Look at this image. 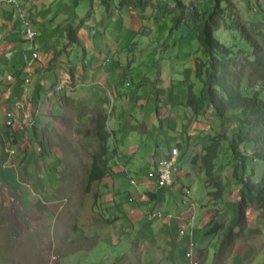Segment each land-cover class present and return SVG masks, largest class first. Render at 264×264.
Wrapping results in <instances>:
<instances>
[{"label":"rangeland","instance_id":"374dc122","mask_svg":"<svg viewBox=\"0 0 264 264\" xmlns=\"http://www.w3.org/2000/svg\"><path fill=\"white\" fill-rule=\"evenodd\" d=\"M130 1L136 0H110L109 6L113 22L109 21V25L104 26L108 29V32L105 31V33L111 38V30L122 28L118 35L114 33V36H118L117 41H121L120 45L115 43L117 47L125 52L122 55L119 52L118 55L120 57L128 56L130 62L127 68L133 63L140 71L145 69V85L148 90L154 88L153 80L161 74L164 80L162 82L168 84L165 87L169 89L173 74H182V72L184 74V62L188 58L199 55V52L196 51L198 49L197 26L205 16L204 9L212 5V0H183L189 6L194 5L193 10H187L193 18L188 20L187 25L177 27L178 29H173L172 32H170V27L173 24L171 17L179 12L174 2L171 0H139L142 5L137 6ZM228 1L227 9L224 7L225 9L222 11L233 15L227 14L225 21L217 17L214 36L236 52L233 70L240 79V86L248 93L258 92L259 96L264 98V0ZM14 3H17V6ZM14 3L9 0H0V17L10 19V22L14 23L11 30H7L3 34L0 32V53L7 50L2 45L5 42L9 43V39L13 40L9 38L11 31L18 39L12 43L21 44L19 52L21 51L22 54L24 51L28 56L31 54L30 48L27 49L29 41L22 33V23L18 17L20 8L26 13L33 32L36 31L35 36L38 39L43 37L42 41H48L52 45L43 52L46 55L41 56L43 64L40 67V72L50 79L52 75L48 72L51 70L53 59L61 56L62 52L66 54L62 48L65 43L62 41V37L66 38L65 25H77L80 19H83L84 22L87 20L83 23L80 36L84 39L88 37L94 43L96 37L93 35L102 33L100 23H103V18H106L105 10L98 12L104 8L101 0H15ZM221 15L223 16V13ZM232 16L235 21L240 22L248 30L255 47L254 45L249 48L245 47L247 41L239 26L235 29L227 27L228 23H232L230 22ZM31 17L34 20L40 18L44 21L42 24L32 23ZM2 27L7 28V26ZM51 27L53 30L48 34L50 37L42 36L45 30H49ZM102 30H104L103 27ZM162 40H165V46H161ZM248 43L252 45L251 42ZM121 47L123 48L121 49ZM52 50H57L58 53L56 56L52 55L47 58ZM74 50L75 53L80 52L77 46ZM254 50L256 53L253 52ZM7 51L10 53L9 49ZM4 55L6 57H3ZM13 60H15V64H12ZM19 65L20 61L11 59L8 57V53L0 54V111L19 98L18 91L24 77ZM187 77L197 88L200 87V82L193 74L192 76L188 74ZM138 80V77L128 78L130 85L127 86L123 82L121 88L134 89ZM189 80L187 83L190 82ZM175 84L181 86L182 83L175 82ZM62 87L63 85L58 89L60 90ZM165 97L167 96L165 95ZM127 108L138 109L133 105H128ZM55 110L59 112L56 116H54L56 111L54 114H49L48 117L41 116L45 121V126L41 127L42 124H38L35 127L38 133L46 132L50 139V154L49 152L47 155L40 154L34 140L36 139L35 135L23 140L21 148L13 157V161L16 163L14 167L12 164L10 167L3 166L4 155L0 151V264H78L84 259L98 260L101 263L105 257L113 260L127 257L136 258L137 251L135 245L130 242L128 233H123L121 240L117 243L108 242L107 239L98 241L93 236L87 237V233L100 230L101 224H107L104 215H106L105 211L108 207L105 202L99 200V193L111 190L107 183L92 184L90 190H86L87 167L82 163L88 160L90 154L86 155L84 150H80L83 149L81 135L87 134L86 136L93 138L96 112L87 111L83 103L79 105L70 103V105H65L61 111L60 108ZM117 110L120 112L121 108H117ZM79 111L82 118L85 119L86 116L88 118L82 124V129L86 128V132H82L80 135L75 128V116ZM60 113L68 115L63 120L64 126L59 122V118L62 116ZM205 115L202 117V123L197 126L198 129L208 131V135H212L220 143V149H218V155L214 161L216 169L214 180L220 179L224 189L218 204L208 201L209 194L206 187L213 188L210 185L213 182L205 178L204 186L202 182L204 175L202 177L197 175V185L192 188L190 193L191 203L197 204L193 221L197 223L200 211L222 207L224 209L222 215L225 216L221 220H215L214 223H222L226 227L229 224L226 215L231 208V205H228L230 208L226 205L231 202L234 204L239 199L238 193L233 190L239 188V185L233 184L235 179L231 175L234 161L230 144L234 141L242 152L246 150L252 155L246 160L245 176L255 182L264 174V158L255 156L258 153L264 156V137L260 141H253L255 130H248V132L243 130L242 136L238 137L235 133L238 127L237 115L235 118L234 112H230V118L225 119H219L213 112L205 113ZM91 117L93 118L92 123ZM172 118L171 126L174 127L178 120H176V116ZM53 120L55 122L52 124ZM121 127L122 133L118 137V148L126 153L130 145L140 146V150L128 164V169H133L136 157L141 156L142 158L138 159L135 164L138 169L144 170L145 149L150 147L154 150L156 143L162 148H167V142L164 138L160 139L161 136L151 135L141 140L138 129H130L123 123ZM163 129L166 130V126H163ZM204 138L205 136L199 138L198 153L202 151L201 144L204 140L201 139ZM209 138L210 136L207 138L208 144L211 142ZM23 145L26 146L23 148ZM87 145L93 146V141L88 140ZM198 153L197 158L200 156ZM19 156H21L20 160ZM16 157L17 159L14 160ZM125 159L129 160L127 156ZM182 163L183 161L178 160L175 167L179 169ZM4 165L10 164L7 162ZM227 181L229 184L226 185ZM113 190L118 198L124 201V204L136 206L139 195L134 192L129 179L122 185L115 186ZM94 193L96 196L93 195ZM129 196H132L134 201H128ZM152 204L154 205V203ZM181 205V195L173 197L168 194L166 203L161 209L169 210L174 217L172 223H176L175 217L179 214L178 207ZM248 208L253 212H259L260 216L257 218L264 221V209L260 207L259 200L252 201ZM213 214L214 217L219 215L217 210H214ZM109 217H107V221ZM248 219L249 217H245L240 226L234 227L235 231L230 230L225 235L223 251L218 254V258L221 257L220 261L223 260L222 258H229L231 244L238 240L239 236L245 237L246 228H249L248 235L253 234L250 225L256 224H252ZM187 233H189V229ZM86 237H90L89 240H83ZM193 238L199 245L203 243L208 245V258L202 264L214 262L217 238L211 237L206 240L204 232L201 231L195 232ZM83 241L89 242L85 245L86 248L83 244L81 245ZM195 251L197 253V248ZM263 255L264 251L260 252L251 264H264V258H261Z\"/></svg>","mask_w":264,"mask_h":264},{"label":"crops","instance_id":"0c3cea01","mask_svg":"<svg viewBox=\"0 0 264 264\" xmlns=\"http://www.w3.org/2000/svg\"><path fill=\"white\" fill-rule=\"evenodd\" d=\"M14 4L17 5V3ZM102 10L104 11L105 9L101 8L98 12L100 13ZM105 16L103 23H100L102 33L93 35V37H96L94 43L88 37L84 39L80 36L83 23L87 20L83 21L77 33L79 44L68 47L64 51L66 54L62 52L61 56L53 59L51 70L48 72V74L52 75L51 79L40 72V67L43 64L41 58L46 55L43 52L52 45L48 41H42L41 38L43 37L38 39L36 36L35 42L38 56L33 58V49L30 42L27 47V49L30 48L31 50L30 56L25 54L24 51L21 54V51L19 52L21 44H18V42L12 43V41L18 39L15 33L12 34L10 31L9 38L13 40L9 39V43L5 42L2 45L3 48L9 49L10 53L5 50L0 54L8 53V57L11 59L19 60V68L22 70L24 77L18 91L20 93L19 98L0 111V151L4 155L2 159L3 166L10 167L12 164L14 167L16 165L13 161L14 155L21 148L23 140H26V137H33V135L36 136V139H34L36 142L40 135L46 137L50 154V139L47 137L46 132L40 131L38 133L35 128L38 124H42L41 127L45 126V121L42 120L43 117L41 116L48 117L49 114H54L56 108H60L61 111L65 105H70V103L77 105L83 103L87 111L96 112V117L98 115L105 116V127L110 133L107 141V151L100 156V160H98L97 156L93 159L94 154L98 151V139L95 134L96 117L93 123V138L86 136L87 134L81 135L83 137V149L80 150H84L86 155L90 154V157L87 158L88 160L82 163L83 166L87 167L86 190H90L91 185L97 183H107L111 188L110 192L99 193V200L105 202L108 207L107 211H105L106 215H104L107 224H101L100 230L87 233V237L93 236L98 241L107 239L108 242L117 243L121 240L123 233H128L130 234V242L135 245L137 255L136 258L127 257L120 260L105 257L101 263L98 260L84 259L79 261L80 264H189V260L185 257V249L189 241H193L195 244L193 250L194 258L199 261V264H202L208 258L209 248L204 243L199 245L198 242L194 241L193 236L197 231L204 232L206 240L211 237L217 238L218 244L215 248L216 252H214V262L211 264H251L255 257L264 251V221L257 218L260 216L259 212H253L247 207L245 211L246 218L249 217L248 220L252 224H256L250 225L253 234L248 235L249 228H246L244 231L246 233L245 237L239 236L238 240L233 241L229 258H222V261H220L221 257L220 259L218 258V254L223 251L225 235L230 230L235 231L234 228H229L233 216V203L226 205L227 207L231 205L226 215V218H228L227 223H229L226 227L222 223H214L215 220H221L225 216L222 215L224 212L222 207L200 211L197 216V223L193 221L197 204L191 203L190 193L192 188L197 185V175L201 177L204 175L202 182L205 186L207 175L200 157L204 153V148L208 145L207 138L209 136L210 138L213 137L208 135V131L198 129L197 126L202 123V117L206 116L205 113H212L211 108L204 107L199 114L193 115L191 110L185 105L188 87L190 86L193 91L198 90L197 86L192 84V81L187 77L188 74L191 76L193 74V57L188 58L184 62V74L183 72L182 74H173L169 89L165 87L168 84L162 82L164 80L161 74L153 80L154 88L148 90L145 85V69L140 71L138 67H135L136 64L134 65L133 63L127 68L130 62L128 56L120 57L118 55L119 52L120 55L125 52L122 49L123 47H121L122 50L117 47L116 44L120 45L121 41H117L118 36L116 38L114 33L118 35L122 28L120 27V30L119 28L111 30V38H109V35L105 33V31L108 32V29L104 26L109 21L113 22V16L111 13L109 16L105 13ZM31 21L32 23L42 24L44 20L40 18L34 20L31 17ZM12 24L14 23L10 22V19L0 17V32L3 34L7 30H11ZM2 26H7V28ZM102 27L104 30H102ZM52 30V27L49 30L46 29L42 36L47 38ZM34 34H37L36 31H34ZM62 38V41L66 43L67 39L65 37ZM65 43L62 48H64ZM76 46L78 50L80 49V52L77 51L75 53L74 48ZM57 53V50H52L47 58L52 55L56 56ZM3 57L6 56L4 55ZM132 59L134 60V57ZM12 64H15V60L12 61ZM132 77L139 78L134 89H122L121 85L123 82L129 86L128 78ZM187 80L190 82L187 83ZM175 82L182 84L179 86ZM61 85L63 87L59 90L58 87ZM176 85L179 87L177 88ZM128 105H133V107L138 109L127 108ZM117 108H121V111L118 112ZM9 112L12 114L13 119L11 124L6 123L8 121L6 114ZM58 113L56 111L54 116ZM60 115L62 116L59 118V122L64 126L63 120L68 115L61 113ZM173 116H176V120H178L177 125H174V127L171 126ZM75 117V128L79 131L78 135H80V133L86 132V128L82 129V124L88 118L87 116L85 119L84 117L82 118L80 111ZM90 120L92 123L93 118L91 117ZM51 122L53 124L55 121ZM122 123L130 129H138L141 140L152 135L161 136L160 139L164 138L167 142V148H162L156 143L154 150L150 149V147L145 149L144 170L138 169L135 164L138 159L142 158L141 156L136 157L133 169L127 168L131 159L140 150V146L130 145L126 153L125 151L123 153L118 148V137L122 133ZM163 126H166L167 129L164 130ZM204 136L205 138L201 139L204 140L201 144L202 151L198 153L197 143H199V138ZM88 140H92L94 145H87ZM25 146L23 145V148ZM173 147L177 148V153L174 157L172 183L167 187H159L155 178L157 163L162 158H169L170 150ZM47 153L44 155H47ZM197 153L200 156L199 158L196 157V163L191 162L192 157L197 156ZM133 154L134 156H132ZM122 155L127 156L129 160L122 157ZM20 158L21 156H19V160ZM16 159L17 157L14 158V160ZM178 160L183 161L179 169L175 167ZM7 162L10 165H4ZM91 171H93L95 177L101 171L104 173L101 178H94V180L89 182ZM128 179L134 192L139 195L136 206L124 204V201L118 198L115 190H113L115 186L122 185ZM227 184H229V181L226 182ZM233 184L235 185L234 182ZM206 188L209 194L208 201L218 204L222 197L214 200L210 194L213 188L209 186ZM233 190L238 192V188ZM168 194L173 197L182 196V205L178 207L179 214L175 217L176 223H172L174 217L169 210L161 209L166 203ZM93 195L96 196V193ZM127 200L134 201V198L129 196ZM214 210H217L219 215L214 217ZM157 211H161L162 215L158 217L156 215ZM168 214L171 217H168ZM107 217H109L108 221ZM215 224L219 226L215 227ZM182 228L184 233L180 234L179 231ZM211 228L213 230L209 231ZM188 229L189 233H187ZM101 230H104V232H101ZM87 237L83 238V240H89L90 237ZM87 243L89 242L83 241L81 245L85 246ZM196 248L197 253L195 251ZM261 258H264V255Z\"/></svg>","mask_w":264,"mask_h":264},{"label":"trees","instance_id":"16d2710c","mask_svg":"<svg viewBox=\"0 0 264 264\" xmlns=\"http://www.w3.org/2000/svg\"><path fill=\"white\" fill-rule=\"evenodd\" d=\"M177 6L179 12L171 17L173 24L170 27V32L176 30L181 26L187 25L191 17V13L187 10H193L194 5L190 6L183 0H171ZM135 5H142L139 0L130 1ZM228 0H212V5L204 9L205 16L197 26V42L199 52L198 56L193 57V75L200 82V87L197 91H193L189 86L185 105L191 110L193 115L199 114L204 107H210L213 114L219 119L230 118L229 113L234 112L236 122H238L237 131L235 133L241 137L243 130H255L256 134L252 137L253 141H260L264 137V98L260 97L258 92L252 94L248 93L246 89L240 86V79L233 70L234 56L236 52L232 47L226 46L222 41L214 36V27L217 24V17L225 19L226 15H233L222 11ZM110 0H101L107 16L110 15ZM225 7V8H224ZM223 13V16L221 15ZM196 14V12H195ZM220 15V16H219ZM225 21V20H224ZM227 27L231 28L240 27L241 33L247 41L245 47L249 48L252 44V39L248 30L240 22L235 21L234 17L230 20ZM83 23V19L75 25H66V39L64 50L68 47L79 44L78 30ZM178 27V28H177ZM251 42L252 45H249ZM165 46V40L160 43ZM256 53V51H253ZM106 118L104 115L96 117L95 134L98 139V151L94 154L93 159L100 156L107 151V141L110 133L105 127ZM35 133V131H34ZM211 141L205 148L204 153L200 157V161L204 167L208 180L210 179L213 184H210L214 191L210 194L214 200L222 197L224 186L222 181L214 180V161L220 149V143L213 137L209 138ZM38 150L41 155L49 152L48 143L44 135H40L36 142ZM232 151L233 168L231 175L235 179L234 183L239 185L238 196L239 199L233 204V216L229 228L240 226L245 220L246 209L248 205L254 201H260V207L264 209V174L257 181H252L249 177L245 176L246 160L252 155L248 151L240 150L238 145L232 141L230 144ZM259 158H264L261 153L255 154ZM193 163H196V156L192 157ZM103 171L95 177L93 171L89 176V182L94 178H101ZM209 180V181H210ZM219 225L215 224V227ZM214 228V227H213ZM213 230L212 228L209 230Z\"/></svg>","mask_w":264,"mask_h":264},{"label":"built area","instance_id":"2783aa9c","mask_svg":"<svg viewBox=\"0 0 264 264\" xmlns=\"http://www.w3.org/2000/svg\"><path fill=\"white\" fill-rule=\"evenodd\" d=\"M12 2L13 0H9ZM25 17L26 13L19 8V19L22 23V33L24 34L25 38L30 42L31 47L33 49L32 57L37 58L38 54L36 52V36L34 32H27L25 28ZM8 119H12V114L9 112L6 114ZM8 123V121H7ZM170 157L169 158H162L158 161L157 167L155 169V178L156 183L159 187H167L170 186L172 183V172H173V164H174V157L177 153V148L173 147L170 150ZM156 215L159 217L162 215L161 211H157ZM168 217H171L168 214ZM180 234L184 233V229H180ZM194 242L189 241L187 248L185 249V257L189 260V264H199V261L194 258L193 250H194Z\"/></svg>","mask_w":264,"mask_h":264},{"label":"bare ground","instance_id":"6f19581e","mask_svg":"<svg viewBox=\"0 0 264 264\" xmlns=\"http://www.w3.org/2000/svg\"><path fill=\"white\" fill-rule=\"evenodd\" d=\"M13 3L15 2V0H13L12 1ZM17 6V5H16ZM25 28H26V31L27 32H33V30H32V28H31V26H30V21H29V19L27 18V16L25 17ZM9 121H8V124H10L11 123V121L13 120V119H8ZM12 152V151H11ZM173 173V172H172Z\"/></svg>","mask_w":264,"mask_h":264},{"label":"clouds","instance_id":"9594fccd","mask_svg":"<svg viewBox=\"0 0 264 264\" xmlns=\"http://www.w3.org/2000/svg\"><path fill=\"white\" fill-rule=\"evenodd\" d=\"M8 121H9V120H8ZM6 123H7V122H6ZM11 123H12V121H11ZM11 123H10V124H11ZM7 124H8V123H7Z\"/></svg>","mask_w":264,"mask_h":264}]
</instances>
